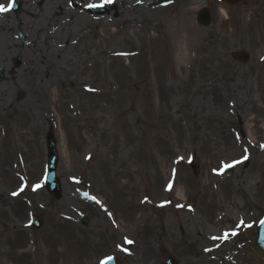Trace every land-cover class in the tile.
<instances>
[{"label":"rangeland","instance_id":"374dc122","mask_svg":"<svg viewBox=\"0 0 264 264\" xmlns=\"http://www.w3.org/2000/svg\"><path fill=\"white\" fill-rule=\"evenodd\" d=\"M15 1L0 0V264H160V246L177 264H264L248 243L264 215V0ZM74 30L97 47L51 40Z\"/></svg>","mask_w":264,"mask_h":264},{"label":"water","instance_id":"95a60500","mask_svg":"<svg viewBox=\"0 0 264 264\" xmlns=\"http://www.w3.org/2000/svg\"><path fill=\"white\" fill-rule=\"evenodd\" d=\"M226 5L233 6L239 2V0H220ZM12 11L17 13L20 9V4L12 1L11 2ZM91 13L101 14L103 12H108L107 8H88ZM196 22L203 26H208L211 23V16L208 8H203L197 12ZM19 39L22 44H24V37L19 35ZM230 57L236 61L241 63H246L249 60V54L245 51L232 52ZM20 64V60L15 58L13 61V67H17ZM46 142V150H47V164L45 169V179H44V188L47 193L52 195L54 198L59 199L61 197V187L59 183V179L56 176V167H57V151L55 148V140L51 133H48L45 137ZM232 166L224 169L225 171H231ZM86 219L81 217L79 223L81 225H86ZM42 225V220L37 215H32L30 217V226L33 229H39ZM250 247L252 251L256 254L260 259H264V217L260 220L256 228V235L250 241ZM161 253H165L166 251L163 248H160ZM112 259H106L103 264H120V262L111 257ZM162 264H176L175 260L170 256L167 260Z\"/></svg>","mask_w":264,"mask_h":264},{"label":"bare ground","instance_id":"6f19581e","mask_svg":"<svg viewBox=\"0 0 264 264\" xmlns=\"http://www.w3.org/2000/svg\"><path fill=\"white\" fill-rule=\"evenodd\" d=\"M71 2H72V4H74V6H76V9H79L78 7L79 6H83V5H85L86 3H90L92 0H70ZM124 2H127L128 0H123ZM74 26V28H77V26L78 25H76V24H73ZM113 26H112V24L111 23H106V22H104L103 24H102V26H101V28L103 29V34H104V36H108V37H113V34H114V30L115 29H113L112 28ZM66 31H64V33H65ZM75 30L74 31H72V32H70L69 34H68V32L65 34V39H62L61 37H59V36H55L53 39H51V40H53L55 43H59V42H62L63 41V44H66V45H68L69 46V50L71 51V53H85V52H87L88 51V48L89 47H92V48H94V47H97V44L95 43V44H93V45H91V46H86L85 47V49L83 48V45L81 46V44H82V40H83V36L82 35H80V36H76V34L77 33H80V31H77L76 32V34H75ZM60 36H61V33H60ZM108 42V41H107ZM79 45V46H78ZM91 48V49H92ZM77 51H79V52H77ZM0 103H1V101H0ZM251 182H252V180H250L247 184V186H249L250 184H251ZM226 188H228L227 187V185L225 184V189ZM231 193V192H230ZM225 194H227V192L225 191ZM230 203V205H231V207H233L232 206V202L230 201L229 202ZM241 205L240 204H237V206H236V210H238V211H240L241 210ZM223 222L225 223V224H230L232 221H231V218H224L223 219ZM210 229H213V228H210Z\"/></svg>","mask_w":264,"mask_h":264},{"label":"snow or ice","instance_id":"6c2138e0","mask_svg":"<svg viewBox=\"0 0 264 264\" xmlns=\"http://www.w3.org/2000/svg\"><path fill=\"white\" fill-rule=\"evenodd\" d=\"M11 7V5H9L8 6V8H10ZM8 8H6L4 5H2V4H0V11H7L8 10ZM247 157H245V159H246ZM230 165H225V167H229ZM14 195L16 194V193H13ZM109 260L110 259H112L111 257H109L108 258Z\"/></svg>","mask_w":264,"mask_h":264}]
</instances>
